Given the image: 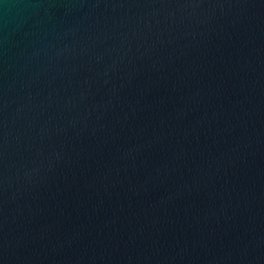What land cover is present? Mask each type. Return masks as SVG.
<instances>
[{
  "label": "water",
  "instance_id": "water-1",
  "mask_svg": "<svg viewBox=\"0 0 264 264\" xmlns=\"http://www.w3.org/2000/svg\"><path fill=\"white\" fill-rule=\"evenodd\" d=\"M0 264H264V0H0Z\"/></svg>",
  "mask_w": 264,
  "mask_h": 264
}]
</instances>
